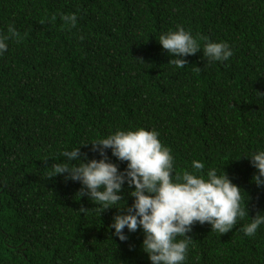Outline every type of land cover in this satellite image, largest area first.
Listing matches in <instances>:
<instances>
[{
    "label": "trees",
    "instance_id": "1",
    "mask_svg": "<svg viewBox=\"0 0 264 264\" xmlns=\"http://www.w3.org/2000/svg\"><path fill=\"white\" fill-rule=\"evenodd\" d=\"M10 23L22 39L0 55V264H150L139 227L120 241L115 207L98 214L78 181L47 177L64 150L118 128L158 130L177 172L223 166L249 218L264 211L243 156L264 148V0H0V31ZM178 25L233 55L206 63L197 51L175 67L157 39ZM247 219L222 234L193 223L184 264H264V225L246 236Z\"/></svg>",
    "mask_w": 264,
    "mask_h": 264
},
{
    "label": "clouds",
    "instance_id": "2",
    "mask_svg": "<svg viewBox=\"0 0 264 264\" xmlns=\"http://www.w3.org/2000/svg\"><path fill=\"white\" fill-rule=\"evenodd\" d=\"M60 19L69 28L77 24L75 12L61 13ZM20 39L21 33L14 24H8L6 31H0V55L8 49L10 41ZM157 40L172 57L168 63L177 68L187 65L183 57L197 51L202 52L206 63L224 62L233 55L227 41L205 38L201 46L190 30L179 25L161 33ZM159 136L154 128H118L64 150L65 159L54 163L47 177L62 174L65 180L78 181L81 185L78 196L96 204L98 214L115 207L117 213L107 227L120 241H126L127 233L139 227L143 234L140 248L150 264H184L192 239L187 233L195 222H207L212 231L222 234L231 230L238 219L247 217L241 231L246 236H255L264 225V211L249 218L245 207L247 194L232 182L223 166L205 169L203 161L193 159L190 168L177 172L171 149L161 143ZM89 144V151L98 153L99 159H89L80 151L79 145ZM106 150L118 161H126V166L119 169ZM243 156L256 170L251 181L264 187V148ZM125 184L133 198L130 205L121 195ZM87 210L80 208L82 213Z\"/></svg>",
    "mask_w": 264,
    "mask_h": 264
}]
</instances>
